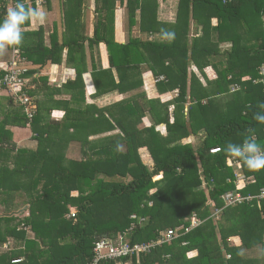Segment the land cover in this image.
<instances>
[{"label":"trees","instance_id":"16d2710c","mask_svg":"<svg viewBox=\"0 0 264 264\" xmlns=\"http://www.w3.org/2000/svg\"><path fill=\"white\" fill-rule=\"evenodd\" d=\"M116 1L122 0H96L99 15L92 36H73L71 14L84 0H67L62 40L54 32L47 47L43 29L26 30L29 21L22 26L23 44L9 47L16 50L25 73L17 96L4 85L0 88V264H92L96 242L102 238L156 242L170 229L175 230L171 240L139 259H102L98 264H264V169L250 171L242 160L225 153L229 143L242 144L252 135L264 149V124L253 118L264 114V0H179L173 23L158 19V0H128L126 42L115 37ZM10 3L0 0V25ZM214 16L219 20L216 28L211 24ZM192 18L201 25L194 37L189 29ZM134 27L166 39L141 40L132 35ZM230 38L235 48L220 50L221 42ZM87 44L92 49L106 45L108 67L99 65L94 53L88 62ZM64 51L67 65L76 61V75L63 83L49 79L45 70L62 64ZM210 54L228 58L219 62L218 76L207 88H198V80L192 79V114L187 120L183 111L188 67L197 59L207 63ZM145 63L157 77L165 76L161 89L178 87L173 118L167 103L161 115L157 100L148 101L145 94L131 99V90L143 83L136 74H142ZM6 68L0 70V80ZM89 71L93 92L83 76ZM51 83L55 87L49 88ZM234 83L241 85L240 92H231ZM213 92L216 97L209 98ZM23 93L34 103L31 118ZM111 93L128 97L110 106L95 103V98ZM60 94L67 97H57ZM142 101L149 102L155 124L166 123L167 138L156 126L138 127L147 110ZM55 108L65 114L54 118ZM197 124L209 133L195 151L176 139ZM15 126L29 127L36 143L18 145ZM145 146L154 159L152 168L138 155ZM214 147L220 152L212 153ZM229 161L242 163L243 179H237ZM161 177L166 181L163 193L156 189ZM229 192H240L245 199L228 205ZM25 205V212L15 214ZM218 209L220 219L215 220L212 215ZM195 214L201 223L193 227ZM144 217H149L147 222ZM233 236H239L240 245L230 240ZM5 242L8 248H2Z\"/></svg>","mask_w":264,"mask_h":264},{"label":"crops","instance_id":"0c3cea01","mask_svg":"<svg viewBox=\"0 0 264 264\" xmlns=\"http://www.w3.org/2000/svg\"><path fill=\"white\" fill-rule=\"evenodd\" d=\"M23 1L25 2V0ZM158 1H159V6L157 10L158 19L161 22H165V23L166 22H172V23L176 22L179 0H158ZM12 2L13 0H11V5H10L11 7H13L15 4V3L12 4ZM27 2L33 7L37 6L36 3L35 4L33 3V0H27ZM35 2H37V0H35ZM116 2H118L119 4L117 3V9H116V15H115V21H116L115 22V37L117 40L121 42H126L130 36L129 24H128V12L126 8L128 4V0H122V1H116ZM79 5H81V8ZM38 6L41 10H43L46 13V20L43 24H41L39 21H36V22L31 21V25L28 28H26V30L36 31V30H39L40 28L43 29L44 31L42 33H44L43 34L44 39L42 40H44V45L49 47L51 45V37L54 32H57L59 34L58 35L59 40L63 39V36L67 30L66 16H67V11L69 10V4L67 0H47L46 3L39 4ZM77 9H80V11H77ZM77 9L74 13L71 14L73 18L72 19L73 36L75 34H77L78 36L79 35L92 36L95 30L96 21L99 15V13L96 11V0H84V2L82 3L78 2ZM214 19L215 20H213L211 24H212V27L216 28L219 22L217 20V17ZM191 22L193 23L191 26L190 35L194 37L195 32H193V30L196 28L198 24L196 22L194 23V19H192ZM199 31H200V28L198 32ZM213 31L214 29H211V33ZM131 33L132 35H136V34L139 35L141 40H145V39L153 40L155 39V37L158 38L159 40L166 39V36L163 37L162 34H153V33L143 32V31H140V29L136 27L133 28ZM218 34H219V31L216 30L215 31L216 37L214 36L213 40L216 41ZM193 37H191V39ZM233 48H235L233 44V40L230 38L228 40H225L224 42H221L219 49L220 50L228 49L230 51V50H233ZM14 53H16V50L8 48L5 55L0 56V70H4V68L8 66V61L13 56ZM91 53H94L95 61L99 65L103 67L109 66V56H108V51H107V47L105 44H100L99 46L95 45L93 49L89 46V44H87V54L89 55L87 58L88 62L91 61V56H90L92 55ZM207 58H208L207 63H203L202 59H197V60H193L188 67V71L186 74V80H187V85H188V91L186 95L187 102H185L184 111H183L185 119L187 120L190 119L191 114H192L191 106L193 104L190 98L192 79L194 78L193 81H195L196 79L198 80V82L195 83L198 86V88L199 87L207 88L209 86V82L211 81L213 82L218 76V70L221 68L219 62H221L222 64L225 63V61L228 58V55L226 54L224 56H218L215 54L214 55L210 54V56H208ZM66 59H67V54H66V51H64L62 64H53L50 68V71L45 70L46 71L45 73L49 74V79L57 80L58 82L63 81L64 83L66 80L75 77L76 67L73 64L76 61H73L71 62L70 65H67ZM166 64H168V61ZM201 65L205 67H202ZM142 70L143 72L141 75L139 74H136V75H138V78H140L141 76L143 83L140 85V87L134 88L133 90H131V93H130L131 99L133 98L134 101L136 99L139 100L140 96L142 94H145L147 96L148 101L152 99L155 101L157 100L159 103H157L156 106H157V109L160 111L161 115H163L162 113H164L163 104L167 103L169 104V113L171 114V118H173L174 110L176 108L175 102H177V99L179 100V97H180L178 87L173 89L171 86V88L161 89V86L165 80V76L163 74L159 75V77L154 75L153 71L147 67L146 63L144 64V67ZM37 76H39V74H37ZM83 76H84V79L86 81V84L90 92H93L94 86L92 84L91 72L90 71L86 72L84 73ZM199 82L202 85L199 84ZM55 85L51 83L49 88L55 87ZM236 86H238L239 88L241 87L239 83H234L231 86V92L237 93L238 91L239 92L241 91L240 89H237V88H235L234 91H232V88ZM57 97L66 98L67 94H60V95H57ZM126 97H128V94L122 95V94L111 93L108 95H104L103 97H97L95 98L94 101L99 107H102L105 105H109V106L113 105L119 101H122ZM215 97H216V94L214 92L209 96V98H215ZM142 103H145V105H147L146 106L147 110L145 111V114L142 117L141 122L139 123L138 127L140 128L147 127L149 129L152 126H156V129H155L156 132H159L162 138H167L169 136V131L167 129L166 123L163 122L160 124H155V117H153V115L151 114L152 111L150 110L151 106L149 102L142 101ZM203 103H206L205 99L203 100ZM72 105L77 106V104H72ZM52 113H53L52 116L54 118L56 117L60 118L65 114V111L61 108H55ZM191 127L193 128H190L192 129L191 131L188 130V134H187L188 136L186 135V133H184V135H182L181 138L179 139L177 138L176 140L179 144H186L188 146L193 147V149L197 151L203 145L204 139L206 138L209 132L207 128H205L203 125H200V124L191 125ZM26 129L27 128H23L19 126L13 127L14 139L16 142L18 141L20 143H23V142L26 143L28 139H26L24 136L26 134L29 135ZM153 135H154V140L156 143L157 137H156L155 132L153 133ZM151 137L152 136H147L148 139ZM138 155L140 156V159L143 162V164L151 168L153 167L154 159H153L150 149L147 146L141 147L138 150ZM69 157L76 158V156H69ZM232 166L234 168L235 173L242 174V175L245 174L241 172L243 168L241 162L234 161ZM26 206L27 205L15 211V214H20V213L25 212V210L22 211V209H24V207L26 208ZM25 215H28V212H26ZM230 240L234 241L237 245H240L241 243V239L239 238V236L230 237ZM152 241L154 240H151L145 243H149ZM137 243H143V242H137ZM2 246H4L2 248L9 247L8 243L6 242ZM141 255H144V254L141 253L138 256L137 255H133V256H136L139 259L141 258Z\"/></svg>","mask_w":264,"mask_h":264},{"label":"built area","instance_id":"2783aa9c","mask_svg":"<svg viewBox=\"0 0 264 264\" xmlns=\"http://www.w3.org/2000/svg\"><path fill=\"white\" fill-rule=\"evenodd\" d=\"M229 0H224V2H227ZM47 0H40L39 4L46 3ZM17 2H15L16 4ZM14 7V6H13ZM6 74L4 75L3 79L0 80V88L2 85L6 87L8 90V93L15 94L16 96L20 93L21 89V82H22V74L25 73V70H23L20 67L19 64V56L17 54H13L12 59L9 63V65L6 68ZM261 74L264 75V65L261 67ZM261 82L264 83V76L261 77L260 79ZM235 88H239L236 86ZM22 98L23 103H29L31 107H29L32 112L29 113V117L31 118L34 114V108L33 107V102L29 99L28 96H25V94L20 95ZM221 148L220 147H214L211 149L212 153H217L220 152ZM238 175H241L242 177L239 178ZM238 180H241L244 178V175L242 174H236ZM261 198H264V189L262 190L260 194ZM226 202L228 205H234L235 202L241 201L245 199L244 196L240 192H229L225 196ZM222 209H218L214 212L212 215H219L221 213ZM75 214L73 213V216ZM196 216V214H195ZM201 223V220L196 216L195 219L193 220V227L197 226ZM175 235V230H168L165 234L162 240L159 241H152L149 243H134L130 244L126 242L123 238V236L120 237L119 240H113L110 238H102L99 241L96 242L95 245V257L93 259L92 264H98L100 260L102 259H112V260H118L122 258H127L131 257L133 255H139L141 253L145 254L148 253L154 248L157 244L162 243L167 240H171L172 237ZM230 256V255H229ZM20 261V260H19ZM128 264V263H125Z\"/></svg>","mask_w":264,"mask_h":264},{"label":"clouds","instance_id":"9594fccd","mask_svg":"<svg viewBox=\"0 0 264 264\" xmlns=\"http://www.w3.org/2000/svg\"><path fill=\"white\" fill-rule=\"evenodd\" d=\"M40 0H37V6H31L27 0L17 2L14 7L7 9L3 24L0 25V56L5 55L9 47L21 46L24 42L23 25L32 21H39L43 24L46 20V13L39 8ZM264 108V105H260ZM253 118L264 124V114L255 113ZM249 132L252 130L249 129ZM229 157L242 160L250 171H260L264 169V149L257 142L256 137L246 136L242 144L229 143L225 149ZM243 255V253H240Z\"/></svg>","mask_w":264,"mask_h":264},{"label":"rangeland","instance_id":"374dc122","mask_svg":"<svg viewBox=\"0 0 264 264\" xmlns=\"http://www.w3.org/2000/svg\"><path fill=\"white\" fill-rule=\"evenodd\" d=\"M9 1H11V0H9ZM10 5H11V3H10ZM14 6H15V4H14ZM174 12H175V10H174ZM214 18H216V17H214ZM214 18H211V20L213 21V20H215ZM173 19V18H172ZM193 19V18H192ZM217 20H218V18H217ZM219 21V20H218ZM191 24H190V30H191ZM199 28H200V30H201V25L200 24H198L197 26H196V28L193 30V32H195V35L196 34H199V32H198V30H199ZM8 94L5 92L4 93V96L6 97ZM227 97H229V96H227ZM1 99H3V100H5V98L4 97H2ZM7 99H9V98H7ZM245 101V100H244ZM21 105L20 104H16L15 105V108L16 109H20L21 107H20ZM29 128V127H28ZM26 129V131L28 132V134L29 135H25L24 137L26 138V139H28L27 141H26V143H20V142H18V145H27V144H29V146H33V144H35L36 142H33V140L30 138L31 136H30V130L29 129ZM75 155H77L76 153H75ZM78 156V155H77ZM231 163H233V162H231V161H229V164H231ZM235 174H237V173H235ZM237 177V176H236ZM238 177L239 178H241L242 176L241 175H238ZM239 178H237V179H239ZM158 180H160L159 182H158V185H157V190H159L161 193H163V191L165 190V186H166V181L165 180H163L162 179V177L161 178H159ZM204 182H203V185L204 186H206V183H207V181L205 182V180H203ZM207 189V187L205 188V190ZM74 194H77L76 192H74ZM73 194V195H74ZM28 209V205L26 206V208L24 207V209H22V211H24V210H27ZM213 214H214V212H213ZM214 218H215V220H219L220 219V214L219 215H214ZM143 221H145V222H147L148 221V219H149V217H144V218H141ZM144 222V223H145ZM28 231H30V230H28ZM34 236V235H33ZM15 243V242H14ZM10 245H11V242H10ZM146 254V253H145Z\"/></svg>","mask_w":264,"mask_h":264}]
</instances>
